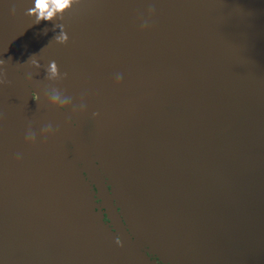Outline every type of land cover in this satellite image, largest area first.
<instances>
[{
    "label": "water",
    "instance_id": "1",
    "mask_svg": "<svg viewBox=\"0 0 264 264\" xmlns=\"http://www.w3.org/2000/svg\"><path fill=\"white\" fill-rule=\"evenodd\" d=\"M51 10L0 0V264H264V0Z\"/></svg>",
    "mask_w": 264,
    "mask_h": 264
},
{
    "label": "clouds",
    "instance_id": "2",
    "mask_svg": "<svg viewBox=\"0 0 264 264\" xmlns=\"http://www.w3.org/2000/svg\"><path fill=\"white\" fill-rule=\"evenodd\" d=\"M72 2L73 0H35L36 9L39 11L37 19H50L53 15L52 8L63 12ZM33 98H38L36 93H33Z\"/></svg>",
    "mask_w": 264,
    "mask_h": 264
},
{
    "label": "rangeland",
    "instance_id": "3",
    "mask_svg": "<svg viewBox=\"0 0 264 264\" xmlns=\"http://www.w3.org/2000/svg\"><path fill=\"white\" fill-rule=\"evenodd\" d=\"M114 195H115L117 203L119 204L118 210L124 212L123 201L121 200V198L118 197V195L115 192H114ZM126 215L128 216L127 212H126ZM104 221L106 222L105 219ZM252 248L254 247H251L249 250L245 251L246 255L249 256L250 254H252ZM144 250L150 258L152 257V260H155L158 264L161 263L160 258L158 257V254L154 253L153 250L150 249L147 245L144 246Z\"/></svg>",
    "mask_w": 264,
    "mask_h": 264
},
{
    "label": "flooded vegetation",
    "instance_id": "4",
    "mask_svg": "<svg viewBox=\"0 0 264 264\" xmlns=\"http://www.w3.org/2000/svg\"><path fill=\"white\" fill-rule=\"evenodd\" d=\"M150 259H152V257ZM159 264H162V263H159Z\"/></svg>",
    "mask_w": 264,
    "mask_h": 264
}]
</instances>
